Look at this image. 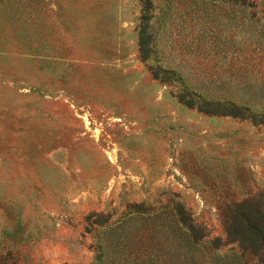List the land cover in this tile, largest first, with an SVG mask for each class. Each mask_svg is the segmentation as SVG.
Masks as SVG:
<instances>
[{
  "label": "rangeland",
  "instance_id": "374dc122",
  "mask_svg": "<svg viewBox=\"0 0 264 264\" xmlns=\"http://www.w3.org/2000/svg\"><path fill=\"white\" fill-rule=\"evenodd\" d=\"M143 11L0 0V255L264 264L228 234L264 213V0Z\"/></svg>",
  "mask_w": 264,
  "mask_h": 264
},
{
  "label": "trees",
  "instance_id": "16d2710c",
  "mask_svg": "<svg viewBox=\"0 0 264 264\" xmlns=\"http://www.w3.org/2000/svg\"><path fill=\"white\" fill-rule=\"evenodd\" d=\"M153 0H142L144 11H143V19L144 21L148 20L150 6ZM145 28L146 25L141 30L142 39L145 37ZM143 42V41H142ZM184 225V227L192 233L191 238H193V234L196 231V228L187 222V220L183 219L179 221ZM239 230L242 231L244 235L241 236ZM228 234L233 239V241L239 242L242 245H247L251 250L256 252L260 245L257 244V240L264 236V213L259 209H255L254 211L245 212V214L241 215L238 218H234L230 224H228ZM240 235V236H238ZM248 243V244H247ZM0 264H20L11 253H7L5 255H0Z\"/></svg>",
  "mask_w": 264,
  "mask_h": 264
}]
</instances>
